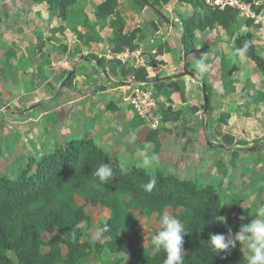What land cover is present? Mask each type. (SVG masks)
<instances>
[{
    "label": "crops",
    "instance_id": "0c3cea01",
    "mask_svg": "<svg viewBox=\"0 0 264 264\" xmlns=\"http://www.w3.org/2000/svg\"><path fill=\"white\" fill-rule=\"evenodd\" d=\"M102 1L80 0L74 8L67 7L66 18H60L51 13L47 0H0V106L4 110L13 111L15 105L18 113L27 111V115L42 108V118L36 121H43L44 130L53 132L50 147L86 139L99 146L112 163L161 170L181 179L194 178L196 173L207 175L204 169L217 161L227 170L243 152L264 160V73L235 44L238 36L249 33L256 52L264 58V24H248L247 18L238 14L229 30L217 25L200 30L198 23L208 12L203 0H140L142 6L135 0H117L115 12L99 22L95 6ZM116 17L122 18L124 33L139 29L133 51L112 52L109 22ZM182 17L193 21L190 59L182 41ZM59 27L63 29L57 30ZM136 50L141 54L138 59L131 54ZM90 54L104 58L103 67L85 57ZM184 56L194 77L182 75ZM197 62L202 63L203 73ZM128 65L146 69L147 81L141 83L155 90L160 111L171 108L173 116L178 114L177 120L160 126L159 152L147 140L150 128L128 101L132 88L140 83L120 73V67ZM72 69L71 83L60 87ZM200 80L210 87L207 114L203 112ZM160 83L163 86L158 89ZM36 101L41 105L31 108ZM64 107L74 110L76 117H64ZM63 126L68 129L63 131ZM225 134L233 139L228 146L257 147L237 150L234 157L236 149L206 142L227 145ZM56 138L59 141H53ZM145 155L155 157L151 167L142 166ZM0 168L6 175L1 163ZM86 207L108 211L102 224L109 217L110 211L99 204ZM90 234L98 243L91 227ZM98 235L106 241L99 230ZM42 237L47 241L50 235L43 233Z\"/></svg>",
    "mask_w": 264,
    "mask_h": 264
},
{
    "label": "trees",
    "instance_id": "16d2710c",
    "mask_svg": "<svg viewBox=\"0 0 264 264\" xmlns=\"http://www.w3.org/2000/svg\"><path fill=\"white\" fill-rule=\"evenodd\" d=\"M79 1L47 0V3L52 14L66 18L67 7L74 8ZM195 1L185 0L187 3ZM135 2L138 6L144 4L140 0ZM116 5L117 0H103L95 6L96 19L104 21L115 12ZM207 10L198 23L200 30L212 29L215 25L229 30L238 15L236 10L228 7H207ZM246 23L251 24L252 20L247 19ZM109 26L113 32L110 39L112 52L137 48L135 38L139 29L124 33V22L120 17L110 20ZM181 26L183 41L186 42L194 35L193 21L182 17ZM235 44L264 73V58L256 52L251 35L238 36ZM85 57L92 58L102 67L106 61L96 55ZM232 70L233 67L227 75ZM119 71L124 76H133L138 82L147 81L144 67L121 66ZM73 77L74 73L65 85H69ZM162 86L160 83L157 87ZM206 92L209 100L208 85ZM161 113L163 122L178 119V114L173 116L171 108L162 109ZM158 134L159 128L149 129L147 135L155 152H159L161 146ZM223 141L227 145L233 144L228 134L223 135ZM233 153L235 157L237 150ZM103 163H109L114 170V178L107 185L93 175ZM216 166L219 173L226 174L221 162L217 161ZM153 176L156 177V185L151 191H146L144 185ZM88 204H99L110 211L99 228L106 244L92 240L90 216L85 211ZM134 210L138 216L155 217L158 222L165 214L182 221L188 231L184 236V264H247L248 255L239 243L225 257L223 253L213 254L207 242L210 233L227 235V229L235 233L242 223L256 219L258 212L254 207L228 209L214 183L199 184L196 180L181 179L161 170L150 171L135 165L112 163L99 146L86 139L69 140L39 159L29 157L26 167L16 178L0 176V264H82L93 250L102 247L113 249L115 244V248L130 256L128 264H164L166 253L163 250L153 253L151 245L152 236L160 227L147 238V248H136L123 236H117L136 230ZM219 216L226 217L223 228L217 224ZM242 216L244 220L240 219ZM43 233L50 235L47 241H44Z\"/></svg>",
    "mask_w": 264,
    "mask_h": 264
},
{
    "label": "rangeland",
    "instance_id": "374dc122",
    "mask_svg": "<svg viewBox=\"0 0 264 264\" xmlns=\"http://www.w3.org/2000/svg\"><path fill=\"white\" fill-rule=\"evenodd\" d=\"M192 40L191 38H187L185 42L188 59L191 58V55L193 57L192 52L188 49V45L192 44ZM38 101L31 104L34 106L33 108L37 109L36 107L41 105H39ZM72 106L73 104L71 107ZM17 110L18 109L15 105L13 111L4 110L3 106H0V121L4 120L3 126L2 121L0 122V163L5 169L2 173L6 174L3 175L0 173V176L8 178H16L20 175L22 169L25 168L24 166L27 158L31 157L39 159L45 153L51 152L59 146L65 145L69 141L62 142L59 145H51L53 147H50L49 140L52 137L53 132L50 129L44 130L45 123L43 125V121H41V123H37L38 121H36L37 119L41 120L42 118L39 117V111H41L42 108L40 109L38 107L37 110L32 111V113H28L27 115V111L25 113H18ZM65 110L67 116L63 115V113H65L64 110L61 111L64 117H76L74 110L70 111L67 108H65ZM33 123H36V125L30 130L29 128ZM74 124H76V120L74 121ZM67 129L68 127L63 126V131ZM53 141L57 142L59 139L56 138ZM10 151L13 153V157L11 156ZM236 162L238 163L237 165H235ZM210 164H212V162ZM227 167L229 170H226V174L220 175L216 164H213L210 166L209 170L207 167L204 169L207 175L196 173L194 178L191 179L196 180L199 184L214 183L221 201L223 203L228 202L225 203V206L230 210L238 206H243L254 207L255 210L259 212V209L264 208V160H258L252 154L243 152L235 157V162L233 164ZM1 171H3V168H0V172ZM86 213L91 217L90 227L92 229L93 239L99 244H106V242H103V239L98 235V230L102 222H104L105 217L108 215V211L101 208L86 207ZM134 213L136 230L128 232L125 235L117 234V236H123L122 238L136 248H147V238L151 235L153 229L160 226L159 222L154 219L142 218L137 215V212ZM257 218L260 217L257 215L256 219ZM217 224L220 228H223V221L218 220ZM228 230L229 229L226 230L227 233ZM232 233L234 234L233 231ZM44 238L47 239L48 235H44ZM115 246L116 244L113 249L102 247L99 250H93L85 258L82 264H127L130 257L118 250V248H115ZM240 247L243 252L247 255L249 254L246 246L240 245ZM120 257L124 258L122 261L117 262Z\"/></svg>",
    "mask_w": 264,
    "mask_h": 264
},
{
    "label": "clouds",
    "instance_id": "9594fccd",
    "mask_svg": "<svg viewBox=\"0 0 264 264\" xmlns=\"http://www.w3.org/2000/svg\"><path fill=\"white\" fill-rule=\"evenodd\" d=\"M197 68L201 73L205 70L201 62H197ZM154 159L155 157L145 155L142 166L151 167ZM93 175L100 183L107 185L114 178V170L109 163H103L96 168ZM156 182V177H151L144 185L145 190L151 191ZM258 216L260 218L242 223L234 234L231 229L228 230L227 235L210 233L207 243L210 244L212 253L215 255L223 253L226 257L239 242L248 250L247 264H264V208L259 209ZM219 217L220 221H226L225 216ZM240 219L244 220L245 217L242 216ZM159 225V231L152 236L151 240L153 253L163 250L166 253L164 264H184V236L188 233L184 224L173 215L165 214L159 221Z\"/></svg>",
    "mask_w": 264,
    "mask_h": 264
},
{
    "label": "built area",
    "instance_id": "2783aa9c",
    "mask_svg": "<svg viewBox=\"0 0 264 264\" xmlns=\"http://www.w3.org/2000/svg\"><path fill=\"white\" fill-rule=\"evenodd\" d=\"M203 2L211 8L234 9L239 15L251 19L253 23L264 24V0H203ZM131 54L135 59L141 55L138 50ZM128 101L150 129L160 128L163 124L156 92L152 88H145L143 83H138L132 88Z\"/></svg>",
    "mask_w": 264,
    "mask_h": 264
},
{
    "label": "water",
    "instance_id": "95a60500",
    "mask_svg": "<svg viewBox=\"0 0 264 264\" xmlns=\"http://www.w3.org/2000/svg\"><path fill=\"white\" fill-rule=\"evenodd\" d=\"M163 19L165 21H168V19L164 18ZM182 41H183V36H182ZM74 73V69L70 70L67 74V76L64 78L63 82L60 84V87H62L71 77V75ZM182 75H189L194 77L195 73L188 70L187 68V64H186V57L184 56V61H183V71H182ZM200 84H201V88H202V94H203V112L204 114L208 113V94L206 92V87H205V83L203 80H200ZM34 106H31V108H33ZM207 136V135H206ZM206 142L208 145H213L216 146L218 148H222L225 150H240V151H251L254 148H256L257 146H251V147H234V146H228L225 144H221V143H211L208 141V139H206Z\"/></svg>",
    "mask_w": 264,
    "mask_h": 264
}]
</instances>
